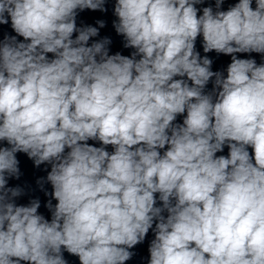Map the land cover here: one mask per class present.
Segmentation results:
<instances>
[{"label": "clouds", "instance_id": "clouds-1", "mask_svg": "<svg viewBox=\"0 0 264 264\" xmlns=\"http://www.w3.org/2000/svg\"><path fill=\"white\" fill-rule=\"evenodd\" d=\"M110 2L0 0V264H264V0Z\"/></svg>", "mask_w": 264, "mask_h": 264}]
</instances>
